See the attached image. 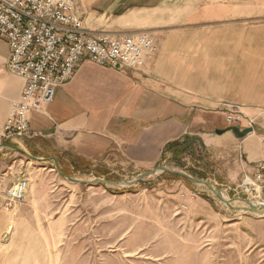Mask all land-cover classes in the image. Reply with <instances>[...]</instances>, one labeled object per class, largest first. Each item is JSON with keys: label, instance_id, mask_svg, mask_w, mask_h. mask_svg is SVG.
I'll return each instance as SVG.
<instances>
[{"label": "crops", "instance_id": "crops-1", "mask_svg": "<svg viewBox=\"0 0 264 264\" xmlns=\"http://www.w3.org/2000/svg\"><path fill=\"white\" fill-rule=\"evenodd\" d=\"M82 1L76 11L86 28L150 31L154 50L138 69L82 60L53 102L31 114L29 133L5 139L3 125L24 82L8 71L10 48L0 36V164L14 150L3 146L9 144L59 166L117 156L145 168L191 141L236 146L244 175H253L264 149V0ZM232 106L241 113L235 126L252 128L242 137L216 133L231 126Z\"/></svg>", "mask_w": 264, "mask_h": 264}, {"label": "rangeland", "instance_id": "rangeland-1", "mask_svg": "<svg viewBox=\"0 0 264 264\" xmlns=\"http://www.w3.org/2000/svg\"><path fill=\"white\" fill-rule=\"evenodd\" d=\"M73 2L82 9V0ZM180 145L179 154L145 168L107 156L57 170L13 150L0 164V264H264V214L240 209L245 201L264 205V189L260 197L239 192L245 170L236 146ZM160 166L209 182L231 207ZM59 171L114 183L78 184ZM22 176L23 202L4 210V191Z\"/></svg>", "mask_w": 264, "mask_h": 264}, {"label": "built area", "instance_id": "built-area-1", "mask_svg": "<svg viewBox=\"0 0 264 264\" xmlns=\"http://www.w3.org/2000/svg\"><path fill=\"white\" fill-rule=\"evenodd\" d=\"M0 36L10 48L8 71L24 82L4 122L5 139L29 133L31 114L53 102L55 90L71 79L82 60L118 70L138 69L155 46L150 31L111 34L86 28L73 0H0ZM240 118L236 106L226 112L231 126ZM28 186L25 176L9 186L3 194V209L23 202ZM237 187L241 193L260 197L264 149L253 175H244Z\"/></svg>", "mask_w": 264, "mask_h": 264}, {"label": "water", "instance_id": "water-1", "mask_svg": "<svg viewBox=\"0 0 264 264\" xmlns=\"http://www.w3.org/2000/svg\"><path fill=\"white\" fill-rule=\"evenodd\" d=\"M226 130H231L233 131L237 136L239 137H242L243 135L249 133L252 128H245L243 130H240L238 127H235V126H230L228 127L227 129L225 130H216V133H223L224 131ZM3 146L5 147H9V148H12L14 150H17L19 152H22L23 154H25L28 158L32 159V160H37V161H45V160H48V159H51L53 160L54 164H55V167L57 170L60 169L59 167V164L57 162V160L55 158H37V157H34L28 153H26L25 151L13 146V145H9V144H4ZM158 169L160 171H163V172H168V173H172V174H175V175H178V176H181L183 177L184 179H186L187 181L191 182V183H195V184H202L206 187H208L215 195V197L225 203L226 205L230 206V202L229 200H226L222 195L221 193L216 190L212 184H210L209 182L207 181H204V180H201V179H196V178H193L192 176H190L189 174L183 172V171H175V170H171V169H168L167 167L165 166H160L158 167ZM155 172V169L153 170H149L147 172H144L142 173L141 175H139L137 178L133 179V180H129V181H124V184L125 185H132L136 182H139L141 181L144 177L148 176V175H151L152 173ZM59 174L61 176H63L64 178H66L67 180L71 181V182H74V183H78V184H88V183H96V184H109V183H114L113 181H108V180H104V179H96L95 181H84V180H78V179H73L71 177H68V176H65L63 175L60 171H59ZM245 204L247 205V207H241L240 209L242 210H245V211H249V212H253V213H257V214H264V205H257V204H253L249 201H245ZM231 207V206H230Z\"/></svg>", "mask_w": 264, "mask_h": 264}]
</instances>
